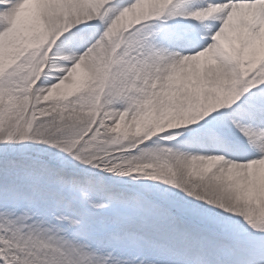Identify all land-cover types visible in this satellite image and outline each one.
I'll return each instance as SVG.
<instances>
[{
    "label": "snow or ice",
    "instance_id": "obj_1",
    "mask_svg": "<svg viewBox=\"0 0 264 264\" xmlns=\"http://www.w3.org/2000/svg\"><path fill=\"white\" fill-rule=\"evenodd\" d=\"M0 264H264V0H0Z\"/></svg>",
    "mask_w": 264,
    "mask_h": 264
}]
</instances>
